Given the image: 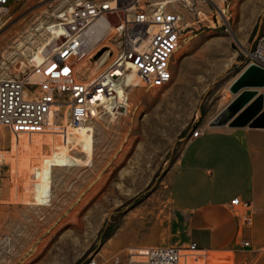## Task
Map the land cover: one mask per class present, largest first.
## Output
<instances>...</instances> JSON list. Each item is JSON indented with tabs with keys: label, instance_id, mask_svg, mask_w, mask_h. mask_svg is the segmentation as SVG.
<instances>
[{
	"label": "rangeland",
	"instance_id": "rangeland-1",
	"mask_svg": "<svg viewBox=\"0 0 264 264\" xmlns=\"http://www.w3.org/2000/svg\"><path fill=\"white\" fill-rule=\"evenodd\" d=\"M80 1H11L0 24V79L40 63L34 51L55 38V15ZM167 1L140 0L143 8ZM171 1L165 8L183 31L169 83L128 87L129 106L114 122L103 111L71 130L64 112L33 129L0 125V264H114V255L130 264L132 249L170 245L169 180L188 134L234 97L230 85L264 31V0ZM110 30L89 41L100 44L93 53ZM101 50L80 66L81 79L108 67ZM182 253V264H264V245Z\"/></svg>",
	"mask_w": 264,
	"mask_h": 264
},
{
	"label": "built area",
	"instance_id": "built-area-1",
	"mask_svg": "<svg viewBox=\"0 0 264 264\" xmlns=\"http://www.w3.org/2000/svg\"><path fill=\"white\" fill-rule=\"evenodd\" d=\"M16 0H0V24L8 11L9 3ZM81 0L68 10L55 15L52 27L59 35L47 45L44 57L32 65L29 73L18 77L0 79V125L16 129H33L44 126L50 120L61 118L67 110L72 127H78L95 119L104 111L103 101L115 95V85L109 78L112 68L125 70L132 65L138 76L149 85H166L172 79V63L181 35V18L177 12L165 6L147 5L140 0ZM104 15L111 30L107 32L106 45L88 50L86 31ZM108 15L117 18L113 23ZM114 42V43H113ZM100 48L111 58L108 68L88 80L78 75L79 65L88 59L95 60ZM243 69L249 65L264 68V31L257 34L245 53ZM87 70L86 64L83 66ZM117 108L120 109L119 105ZM201 135L196 127L189 138ZM2 159L0 158V167ZM1 180V178H0ZM234 206L248 207L249 203L238 197L231 200ZM243 247H248L245 241ZM195 243L181 248L175 245L144 247L128 253L130 264H179L183 251H196ZM139 257L141 260L132 259ZM114 264L120 263L118 255L112 256ZM88 264H97L92 258Z\"/></svg>",
	"mask_w": 264,
	"mask_h": 264
},
{
	"label": "crops",
	"instance_id": "crops-1",
	"mask_svg": "<svg viewBox=\"0 0 264 264\" xmlns=\"http://www.w3.org/2000/svg\"><path fill=\"white\" fill-rule=\"evenodd\" d=\"M218 112L199 125L201 135L187 140L170 177L168 244L195 243L204 251L259 248L264 245V127L210 126ZM236 197L249 206L232 205ZM245 241L248 247L242 246Z\"/></svg>",
	"mask_w": 264,
	"mask_h": 264
},
{
	"label": "water",
	"instance_id": "water-1",
	"mask_svg": "<svg viewBox=\"0 0 264 264\" xmlns=\"http://www.w3.org/2000/svg\"><path fill=\"white\" fill-rule=\"evenodd\" d=\"M104 51L101 50L100 55ZM264 87V68L249 65L230 85L235 95L232 101L210 121V126L228 123L230 126L264 127L263 93L258 88Z\"/></svg>",
	"mask_w": 264,
	"mask_h": 264
},
{
	"label": "bare ground",
	"instance_id": "bare-ground-1",
	"mask_svg": "<svg viewBox=\"0 0 264 264\" xmlns=\"http://www.w3.org/2000/svg\"><path fill=\"white\" fill-rule=\"evenodd\" d=\"M171 2H172L171 0H168L167 2L163 3V5H160V6H165L166 4L171 3ZM110 5L112 7H114L115 2H111ZM106 26L109 27L108 26V21H107V19H106V17L104 15L99 17L93 24L90 25V27L86 31L88 50H90V48L92 47L90 45L89 41L92 42V43L95 42L94 41V39H96L95 36L97 34H100L99 31H101L103 29V27H106ZM104 29H106V28H104ZM110 29H111V27H110ZM58 35H59V29H57L54 39H52L51 41H48L47 43L45 42L46 44H44L43 46L37 48L34 51L35 57L39 56L40 58L43 59L44 51H45V49H47V45H49L52 42H54ZM97 38H98V36H97ZM92 52H94V49H92L91 53ZM99 58H102L101 59L102 61L105 58H106L105 60H107V58H108L107 53L106 52L103 53V56L99 57ZM104 61L102 62V64L104 63ZM83 63L84 62H81L79 66H81ZM79 69H80V67H79ZM109 72H111V74H113L115 76H118L115 80L108 76L109 81L113 82V84L115 85V95L112 96V97L106 98L103 101V107H104V113L111 114L112 121L114 122V120L116 119V114L119 111V108H117V105H119L120 109L122 108V109H125V110L129 106V104H128V97L129 96H128L127 88L130 87V86L135 87V86L141 85L143 83V81L138 76L136 70L134 69V67L132 65H128V68L125 69V70H121V69H118V68H112V69L109 70ZM64 112H66L65 114H67V110H65ZM64 112H63L62 117L64 116ZM67 120H68V118H67ZM55 122L57 123V121H55ZM88 123H90V122L82 124V125H80L78 127H72L69 124V121H68V126H69V128L71 130H77V129H80L83 125H86ZM183 256H184V254H182V256L180 258V261H179V264H182Z\"/></svg>",
	"mask_w": 264,
	"mask_h": 264
}]
</instances>
